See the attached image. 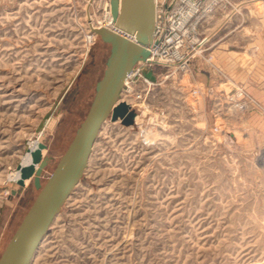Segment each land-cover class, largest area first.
I'll list each match as a JSON object with an SVG mask.
<instances>
[{
	"label": "rangeland",
	"instance_id": "1",
	"mask_svg": "<svg viewBox=\"0 0 264 264\" xmlns=\"http://www.w3.org/2000/svg\"><path fill=\"white\" fill-rule=\"evenodd\" d=\"M101 3L0 0V255L39 192L8 174L40 138L45 183L94 98L111 49L99 35L88 47ZM212 26L192 70L160 81L138 122H104L32 264H264V4ZM203 56L231 79L220 87L245 85L261 107L216 120L215 93H192L216 80Z\"/></svg>",
	"mask_w": 264,
	"mask_h": 264
},
{
	"label": "water",
	"instance_id": "2",
	"mask_svg": "<svg viewBox=\"0 0 264 264\" xmlns=\"http://www.w3.org/2000/svg\"><path fill=\"white\" fill-rule=\"evenodd\" d=\"M110 5L113 28L91 29L111 45L110 54L89 110L73 139L45 183L41 175L49 161L42 154L46 144L39 142L35 149L29 147L31 162L17 165V183L25 186L26 180H33L39 192L0 255V264H32L49 228L80 182L104 122L110 118L121 119L127 125L134 123L135 111L127 103L119 102V97L134 65L149 54L147 46L154 39L156 1L110 0ZM146 74L155 80L151 70H146Z\"/></svg>",
	"mask_w": 264,
	"mask_h": 264
},
{
	"label": "built area",
	"instance_id": "3",
	"mask_svg": "<svg viewBox=\"0 0 264 264\" xmlns=\"http://www.w3.org/2000/svg\"><path fill=\"white\" fill-rule=\"evenodd\" d=\"M103 12L113 22L111 5L104 0ZM156 22L154 39L147 46L149 54L145 60L138 61L127 76L119 102H125L135 111L134 123L150 108L149 98L156 85L165 78L179 73H189L194 59L204 51L210 24L218 14L239 11L242 5L254 4L264 0H155ZM92 33V30H90ZM204 57V56H203ZM205 58V57H204ZM212 57L205 58L208 72L214 76L213 84L192 91L196 96L203 92L215 93L213 114L215 119L223 118L226 111L244 114L261 107L259 102L240 85L230 90L220 87L232 83L229 77L218 68ZM146 70L155 76L152 80ZM217 82L218 90L215 87ZM146 129V128H145ZM144 128L142 129L145 130ZM147 130V129H146ZM220 126L215 124L213 132ZM30 147V144H29ZM259 159L264 162V152Z\"/></svg>",
	"mask_w": 264,
	"mask_h": 264
},
{
	"label": "bare ground",
	"instance_id": "4",
	"mask_svg": "<svg viewBox=\"0 0 264 264\" xmlns=\"http://www.w3.org/2000/svg\"><path fill=\"white\" fill-rule=\"evenodd\" d=\"M90 2V1H89ZM102 7L105 5L104 3V0H102ZM254 4H264V1H257L255 2ZM87 18H88V22H89V28L90 30L92 28H99V27H108V28H113V22L110 21V18H107L106 14H104V12L102 13V16L101 17H97L95 14H92V13H89V15H87ZM211 29H214L213 26ZM96 33L94 32H90V34L88 33L87 34V42H88V47H89V44L91 43V41L93 39H95L96 37ZM87 47V48H88ZM154 135H156V132L153 131V129H150V130H143V133H142V136L144 137L145 140H151V139H154ZM156 137V136H155ZM40 142V138H37V139H31L30 140V148L31 149H35L38 144ZM44 152L45 150L42 149V154L44 155ZM31 162V153L30 152H27L26 155L23 156V159H22V164L26 165V164H29ZM20 177V171L19 170H13L12 172H10L8 174V179L10 180H14V181H17ZM29 180H26V184L28 183ZM30 182V181H29Z\"/></svg>",
	"mask_w": 264,
	"mask_h": 264
},
{
	"label": "crops",
	"instance_id": "5",
	"mask_svg": "<svg viewBox=\"0 0 264 264\" xmlns=\"http://www.w3.org/2000/svg\"><path fill=\"white\" fill-rule=\"evenodd\" d=\"M213 30V29H212ZM264 70V69H263ZM244 85V84H243ZM244 88L247 90V91H249L250 93H252L249 89H247L246 88V86L244 85ZM257 95H259L260 97H264V93L262 94V93H260V92H258L257 91ZM256 97V96H255Z\"/></svg>",
	"mask_w": 264,
	"mask_h": 264
}]
</instances>
